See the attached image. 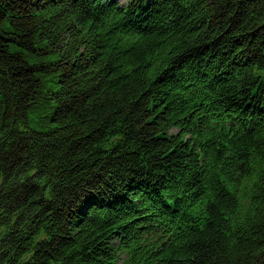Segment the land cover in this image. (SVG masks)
Wrapping results in <instances>:
<instances>
[{
    "label": "trees",
    "instance_id": "16d2710c",
    "mask_svg": "<svg viewBox=\"0 0 264 264\" xmlns=\"http://www.w3.org/2000/svg\"><path fill=\"white\" fill-rule=\"evenodd\" d=\"M0 264H264V0H0Z\"/></svg>",
    "mask_w": 264,
    "mask_h": 264
}]
</instances>
